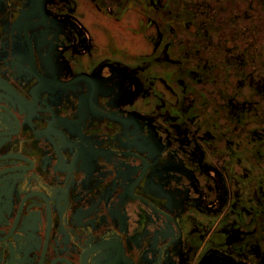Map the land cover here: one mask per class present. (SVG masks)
<instances>
[{
  "label": "flooded vegetation",
  "instance_id": "1",
  "mask_svg": "<svg viewBox=\"0 0 264 264\" xmlns=\"http://www.w3.org/2000/svg\"><path fill=\"white\" fill-rule=\"evenodd\" d=\"M89 1L114 21L125 23L134 11L159 29L171 22L179 28L174 15L190 14L208 34L206 54L215 49V31L207 30L223 24L226 6L221 0L149 8L143 0ZM257 1H249L250 9ZM78 8L79 0H0V258L264 264V144L241 155L245 140L209 139L203 131H212L210 122L200 116L191 123L179 109H165L154 79L168 81L181 67L152 64L150 55L135 64L110 55ZM238 11L228 17L236 20ZM237 22L228 37L216 31L219 44L235 40V53L225 49L227 66L240 70L249 59L254 69L236 86L264 84V73H255L264 71V47L258 48L264 37ZM218 63L224 75V57ZM211 68L203 62L204 71ZM180 90L179 99L196 91L191 84ZM253 102L233 97L228 105L249 112ZM253 136L249 142L264 131ZM238 210L247 211V220L237 218ZM199 217L217 228L209 232Z\"/></svg>",
  "mask_w": 264,
  "mask_h": 264
},
{
  "label": "rangeland",
  "instance_id": "2",
  "mask_svg": "<svg viewBox=\"0 0 264 264\" xmlns=\"http://www.w3.org/2000/svg\"><path fill=\"white\" fill-rule=\"evenodd\" d=\"M168 1L143 0V3L145 4V8H149L150 5L155 6V4H158V7H166ZM183 1L189 2L190 0ZM78 10L79 14L84 16L83 19L93 33L102 37L105 50L111 52L109 53L110 55L118 59L127 58L131 64H135L141 56L150 55L152 64L153 61H157L158 63L170 61V64L176 65L175 67H181L178 72L170 74L168 81L165 78L161 80L159 78L154 79L159 93H163V101L167 105V107H164L165 109H179L181 113H186L185 117H188L191 123L198 122L200 116L201 119L203 118L210 122L214 133L212 131L210 133L209 130L203 131V135L209 139H213V136L218 135L229 139L237 136L245 140L243 143H247V146L240 153L241 155L247 154V152L253 153V151L259 148V143L264 144V138L256 140L254 143L249 142V140L252 141L254 130L264 131V84L253 86L249 83L248 85L239 87L240 89L236 86L237 79L240 77L247 78L248 72L252 73L254 67L251 65V61L246 59L245 65L241 66L240 70H231L232 66H227L224 54L226 48L230 49L231 52H236L235 40L227 39V43L219 44L218 40H221V37L220 35H216V31H220L224 36L230 35L235 28L236 20L228 17L229 12L221 14L222 25L217 24V28L209 27L207 30L208 32L215 31V41L213 42L215 49L210 54H206L203 43L205 42L204 37L208 36V34L198 27V21L194 22L190 18V14L189 16L176 13L174 15L175 19L181 23V26L176 28L173 22H171L172 24H170L168 29L167 26H164L160 30L157 24L150 22L146 15L141 16V14L134 11H129L123 16L125 23L114 21L95 9L89 0H79ZM96 25L99 27H96ZM166 30L167 32H165ZM157 46L158 50L153 52V48L155 47L156 49ZM183 53H187L188 58L183 57ZM232 55L234 54L232 53ZM263 56L264 53L260 58ZM222 57H224V63L227 66L224 75L221 74L222 68L219 67L218 63ZM206 60L209 65L214 67L210 70L208 69V72L203 70V62L206 63ZM235 60L234 58H228V61L234 66L238 65ZM212 61L216 65H213L215 63ZM197 62H199L198 66H196ZM144 63L147 62L145 61ZM160 66H163L162 69L166 67L163 64H160ZM262 70L255 72L257 76L263 75L264 71ZM189 84L195 87L196 91L189 90L188 94L180 96L179 99L180 87L184 85L188 86ZM233 97L238 103L250 101V99L254 101L251 107L246 104V108H251L249 112H244L241 108L235 107V104H233V107H230L228 100ZM191 107L193 109L190 112L189 109ZM188 111L189 114L187 113ZM185 120L187 121L188 119ZM221 139L223 137H220V141ZM225 144L226 141L223 139V146L227 148ZM261 148L260 150L264 152V145L263 149ZM225 157L219 156L217 158L223 161L226 159ZM261 166L264 170V162H262ZM234 171L240 175L242 174L238 165H235ZM238 212H240L241 217L237 216V218L247 220V211L238 210ZM199 220L198 222L211 228L209 232L213 231L215 227L214 222L212 223L203 217H199ZM238 222H240L239 219Z\"/></svg>",
  "mask_w": 264,
  "mask_h": 264
},
{
  "label": "trees",
  "instance_id": "3",
  "mask_svg": "<svg viewBox=\"0 0 264 264\" xmlns=\"http://www.w3.org/2000/svg\"><path fill=\"white\" fill-rule=\"evenodd\" d=\"M210 1V0H209ZM222 3L226 4L225 7L222 8L221 14L225 12H229L231 15L234 10H238L239 7V15L236 19L237 25L241 28H250V30H256L257 34L262 35L264 37V0H256L257 2L251 6L250 9L249 1L250 0H221ZM237 3V5H236ZM221 5L222 4H219ZM249 6V7H248ZM224 20V19H223ZM239 27V28H240ZM235 30V29H233ZM258 47V46H257ZM264 47V43L259 45V49Z\"/></svg>",
  "mask_w": 264,
  "mask_h": 264
},
{
  "label": "water",
  "instance_id": "4",
  "mask_svg": "<svg viewBox=\"0 0 264 264\" xmlns=\"http://www.w3.org/2000/svg\"><path fill=\"white\" fill-rule=\"evenodd\" d=\"M7 248H9L10 250V253L13 255V253H14V250H13V248H11V246L8 244V246H7ZM14 261H15V257H12L11 256V258L10 259H8V260H6V259H1L0 258V264H14Z\"/></svg>",
  "mask_w": 264,
  "mask_h": 264
}]
</instances>
